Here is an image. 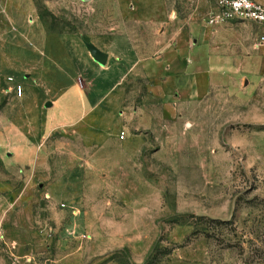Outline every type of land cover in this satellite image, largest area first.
Segmentation results:
<instances>
[{"label": "rangeland", "instance_id": "374dc122", "mask_svg": "<svg viewBox=\"0 0 264 264\" xmlns=\"http://www.w3.org/2000/svg\"><path fill=\"white\" fill-rule=\"evenodd\" d=\"M35 1L49 31L97 41L118 26L116 0H53L59 13L47 0ZM163 1L169 5L165 23L156 17L123 31L145 46L158 45L165 31H186L193 23L204 28L203 0ZM140 16L149 18L144 11ZM218 28L224 30L220 47L258 57L260 66L244 84L235 79V92L211 93L202 80L208 93L197 103L183 98L179 107L176 97L157 93L159 81L128 78L126 113L155 115L160 133L147 136L128 120L138 147L150 141L137 158L130 134L120 142L125 132L119 137L115 112L100 121V149L77 146L73 167L58 151L37 164L35 154L28 168L0 156V264H264V29L242 22L209 31ZM225 58V67L238 65L236 56ZM23 79L17 71H0V131L4 107ZM183 112L191 120L177 131L172 117ZM62 138L53 136L49 148L57 149Z\"/></svg>", "mask_w": 264, "mask_h": 264}, {"label": "crops", "instance_id": "0c3cea01", "mask_svg": "<svg viewBox=\"0 0 264 264\" xmlns=\"http://www.w3.org/2000/svg\"><path fill=\"white\" fill-rule=\"evenodd\" d=\"M256 1L264 4V0ZM156 4L161 9L157 10ZM46 6L59 13L53 0H47ZM168 6L163 0H116L118 26L106 34L100 33L95 41L96 36L90 34L49 31L35 0H0V17L7 18L0 25L4 22L11 25L6 31L0 30V71H17L24 78L23 85H18L23 88V95L14 93L4 107L5 131H0V156L5 154L19 168H28L35 154L37 164L45 161L48 152L58 151L62 154L59 160L66 167H73L79 159L75 154L77 146L100 149L97 139L102 136L100 121L110 119L115 112L122 129L119 137L125 132L120 142H126L130 134L136 146L133 157H136L137 152L149 148L150 141L144 143L147 146L138 147L139 136L128 127L131 126L128 120L136 123L139 130H147V136L160 133L154 123L155 115L142 114L139 109L126 113L128 78L159 81L157 93L164 100L176 97L179 107L181 99L186 97L191 103L199 101L207 91L202 80H207L211 93L235 92V79L242 78L244 84L250 78L249 72L260 66L258 57H250L233 46L220 47L224 30L209 31L212 27L206 19L201 29L193 23L186 31L163 32L157 41L160 47L156 43L142 46L138 35L123 31L128 25L132 29L136 24L155 22L156 17H161L156 21L165 23ZM143 11L149 18L141 19ZM156 11L158 16H154ZM87 44L108 55L106 66L94 60ZM229 55L238 58L234 68L225 67V57ZM159 116L165 119L164 114ZM172 118L178 120L177 131L183 120H191L184 112ZM165 129L171 131L170 127ZM56 135L63 138L57 149L49 148L51 138ZM134 159L130 158L129 162Z\"/></svg>", "mask_w": 264, "mask_h": 264}, {"label": "built area", "instance_id": "2783aa9c", "mask_svg": "<svg viewBox=\"0 0 264 264\" xmlns=\"http://www.w3.org/2000/svg\"><path fill=\"white\" fill-rule=\"evenodd\" d=\"M207 5V23L210 27L225 26L233 23H253L264 29V4L256 0H203ZM264 41V37L262 38ZM18 96L24 93L17 86Z\"/></svg>", "mask_w": 264, "mask_h": 264}, {"label": "water", "instance_id": "95a60500", "mask_svg": "<svg viewBox=\"0 0 264 264\" xmlns=\"http://www.w3.org/2000/svg\"><path fill=\"white\" fill-rule=\"evenodd\" d=\"M87 48L90 51L94 60L101 66H106L108 61V55L100 51L97 47L92 44H87Z\"/></svg>", "mask_w": 264, "mask_h": 264}]
</instances>
